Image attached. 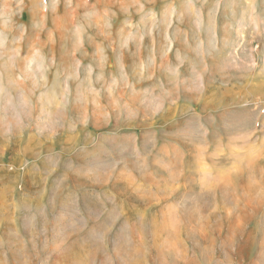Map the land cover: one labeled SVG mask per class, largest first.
<instances>
[{"label":"rangeland","instance_id":"1","mask_svg":"<svg viewBox=\"0 0 264 264\" xmlns=\"http://www.w3.org/2000/svg\"><path fill=\"white\" fill-rule=\"evenodd\" d=\"M0 264H264V0H0Z\"/></svg>","mask_w":264,"mask_h":264}]
</instances>
